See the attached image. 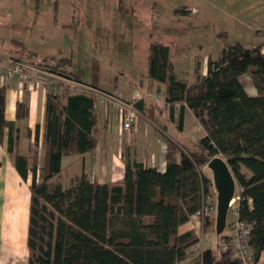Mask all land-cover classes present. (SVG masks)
<instances>
[{"label":"trees","instance_id":"trees-1","mask_svg":"<svg viewBox=\"0 0 264 264\" xmlns=\"http://www.w3.org/2000/svg\"><path fill=\"white\" fill-rule=\"evenodd\" d=\"M43 65L86 83L62 63ZM250 69L256 95L240 79ZM146 75L165 85L172 116L180 107V127L185 110L191 111L204 130L198 141L203 151L167 137L163 172L128 161L121 179L101 183L83 171L65 187L64 156L94 151L104 123L96 94L68 87L60 91L61 81L48 87L43 137L37 124L30 153L14 157L22 177H31L29 264H243L233 248L218 246L185 263L199 236L180 227L205 212L214 182L204 167L215 155L227 160L236 178L238 217L251 227L253 264H264V38L251 47L241 41L224 46L217 58H208L206 74L198 64L191 83L176 72L170 44L152 40ZM5 111L6 85H0V147L11 125ZM28 114V103L18 101L17 118ZM10 146L13 153L15 140ZM207 220L210 227L214 220ZM218 237L229 240L231 235Z\"/></svg>","mask_w":264,"mask_h":264},{"label":"rangeland","instance_id":"rangeland-1","mask_svg":"<svg viewBox=\"0 0 264 264\" xmlns=\"http://www.w3.org/2000/svg\"><path fill=\"white\" fill-rule=\"evenodd\" d=\"M258 28H264V0H0V57L18 54L23 61L43 68L44 63H62L88 82L75 84L56 73L46 75V86L63 82L57 87L60 91L68 87L104 96L97 84L113 93L119 88L120 94L128 95L134 87L141 90L139 81L144 78L152 40L170 44L176 72L191 83L198 64L201 73L207 71L208 58H217L224 46L236 41L247 47L255 45L260 38ZM13 38L23 40L24 46H15ZM251 70L240 79L256 95ZM125 101L136 106L133 99ZM183 126V131L171 128V134L189 148L203 151L198 141L204 130L199 122L188 115ZM132 133L133 129L123 131L120 138L130 139ZM139 138L140 145L145 144L143 134ZM149 140L153 142L152 134ZM77 156H64L67 185L74 172L80 171V164L69 165ZM204 169L213 180L207 165ZM239 194L236 187L237 203ZM208 205L207 212L195 213L180 227L182 232L191 229L199 236V242L188 248L185 263L198 259L208 247L220 248L215 185ZM207 216L214 220L210 227ZM235 218L236 212L230 208L224 233L233 234L229 223Z\"/></svg>","mask_w":264,"mask_h":264},{"label":"crops","instance_id":"crops-1","mask_svg":"<svg viewBox=\"0 0 264 264\" xmlns=\"http://www.w3.org/2000/svg\"><path fill=\"white\" fill-rule=\"evenodd\" d=\"M256 30L260 35L258 40L260 41L264 38V28ZM12 42L17 47L24 46L21 39L13 38ZM9 56L25 59L18 54ZM146 70L143 73L144 78L139 81L141 90H136L134 87L129 90L128 95L120 94L119 88L113 93L92 83L105 93H112L119 98L115 97L116 99L105 101L104 96L97 95L96 106L104 123V131L94 151L79 154L70 161V166L80 164V171H75L71 179L86 171L92 180L96 179L101 183L116 181L124 177L128 161H138L145 166H155L162 172L166 170V138L178 140L171 134V128L176 126L182 131L185 128L183 124H181L182 128L179 125L180 107L178 105L175 107V114L172 116L165 100V85L151 80L146 75ZM206 72L203 71L202 74ZM47 89L48 86L43 82H38L34 86L23 85L17 81L6 83L5 115L11 125L5 129L4 141L0 147V264H29L31 177L28 179L22 177L15 166L14 157L18 153L25 155L30 153V144L33 141L37 124L40 125V138L43 137L46 123ZM120 99L135 100L140 113L137 123L132 128L131 138L127 140L120 138V133L127 130L123 127L121 119V106L118 101ZM18 101H25L29 105V114L25 118L18 119L16 116ZM188 115L193 116L191 111L186 109L185 119ZM139 134H143L147 139L143 145H140ZM151 134L153 142L149 140ZM11 139L15 140L13 153L9 151ZM70 183L67 185L63 179L65 187ZM261 262H264V252Z\"/></svg>","mask_w":264,"mask_h":264},{"label":"built area","instance_id":"built-area-1","mask_svg":"<svg viewBox=\"0 0 264 264\" xmlns=\"http://www.w3.org/2000/svg\"><path fill=\"white\" fill-rule=\"evenodd\" d=\"M46 75L52 76L54 74L43 68L40 64L29 63L13 56L0 58V85H6L9 81H17L23 85L34 86L38 82H48V80H45L49 78L48 76L45 77ZM70 81L75 84H80L75 80ZM104 98L112 100L117 97L115 98L110 93H104ZM118 101L121 106L120 111L123 127L130 130L137 123L138 110L133 102L121 99ZM230 208H233L236 212V218L229 223V227L233 234L229 240L225 238L221 239L219 241V246L222 249L233 248L237 256L243 261V264H253L254 256L249 244L251 227L245 221L239 219L236 197L231 201ZM208 210L209 205L205 207V212Z\"/></svg>","mask_w":264,"mask_h":264},{"label":"water","instance_id":"water-1","mask_svg":"<svg viewBox=\"0 0 264 264\" xmlns=\"http://www.w3.org/2000/svg\"><path fill=\"white\" fill-rule=\"evenodd\" d=\"M207 166L213 173L217 191L216 231L220 234L227 225L228 211L236 194L237 181L227 160L221 155L210 158Z\"/></svg>","mask_w":264,"mask_h":264}]
</instances>
